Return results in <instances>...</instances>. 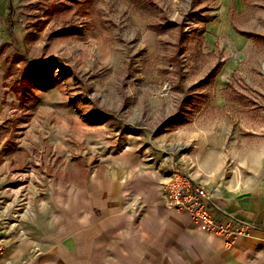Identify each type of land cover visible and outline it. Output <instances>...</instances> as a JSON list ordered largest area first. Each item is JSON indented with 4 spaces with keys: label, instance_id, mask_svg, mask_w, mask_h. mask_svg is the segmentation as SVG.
Masks as SVG:
<instances>
[{
    "label": "rangeland",
    "instance_id": "rangeland-1",
    "mask_svg": "<svg viewBox=\"0 0 264 264\" xmlns=\"http://www.w3.org/2000/svg\"><path fill=\"white\" fill-rule=\"evenodd\" d=\"M11 3L12 23L0 9L7 36L0 51L9 43L0 56V76L9 72L1 96L0 232L9 212L27 205L25 181L48 196L67 167L82 170L90 151L94 158L103 147L127 149L150 136V144L165 136L169 144L219 133L234 143V162H244L246 144L263 133L264 0ZM159 145L149 146L146 163L155 162Z\"/></svg>",
    "mask_w": 264,
    "mask_h": 264
},
{
    "label": "crops",
    "instance_id": "crops-1",
    "mask_svg": "<svg viewBox=\"0 0 264 264\" xmlns=\"http://www.w3.org/2000/svg\"><path fill=\"white\" fill-rule=\"evenodd\" d=\"M7 8L8 0H0V9ZM8 73L0 76V114ZM168 138L152 143L160 145L151 163L143 159L151 151V136L127 149L103 147L94 158L90 151L82 170L76 174L75 167H67L45 197L25 181L27 205L13 211L19 199L12 196V211L1 224L7 249L0 264H264V131L246 144L244 162H234V143L219 133L185 135L179 147ZM89 140L94 147V138ZM173 159L207 188L217 218L247 221L251 235L228 247L188 214L168 210L163 188ZM226 172L234 173L232 180L225 179Z\"/></svg>",
    "mask_w": 264,
    "mask_h": 264
},
{
    "label": "built area",
    "instance_id": "built-area-1",
    "mask_svg": "<svg viewBox=\"0 0 264 264\" xmlns=\"http://www.w3.org/2000/svg\"><path fill=\"white\" fill-rule=\"evenodd\" d=\"M190 147L185 145L183 149ZM163 193L164 205L168 210L188 214L200 230L207 235L221 237L228 247L237 239L249 237L253 231V226L247 221L217 218V209L210 204L212 196L207 188L194 182L177 161L171 163ZM6 249L7 244L0 238V256L4 255Z\"/></svg>",
    "mask_w": 264,
    "mask_h": 264
},
{
    "label": "trees",
    "instance_id": "trees-1",
    "mask_svg": "<svg viewBox=\"0 0 264 264\" xmlns=\"http://www.w3.org/2000/svg\"><path fill=\"white\" fill-rule=\"evenodd\" d=\"M72 2H74V3H81L82 2V0H72ZM52 9H48V11L46 12V14H48V15H51L52 13H53V11H51ZM14 13H15V9H14V7H13V5H12V3H11V0H10V8H9V14H10V23H12V17H13V15H14ZM27 29V28H26ZM28 30V29H27ZM30 33L28 32V35H29ZM27 35V36H28ZM27 36H26V38H25V41H26V39H27ZM184 36H185V33H183L182 34V36H181V39H180V43H181V46H183V39H184ZM8 46V44H5V45H3L2 46V50L0 51V55L3 53V50H5V48ZM180 52H181V49H180ZM15 62H18V60H20V57L19 56H16L15 57ZM29 71H25V76H24V78L25 79H27V82H30L29 81V73H28ZM14 87H13V89L14 90H16V91H18V86H20V84L18 83V82H15V84L13 85Z\"/></svg>",
    "mask_w": 264,
    "mask_h": 264
}]
</instances>
